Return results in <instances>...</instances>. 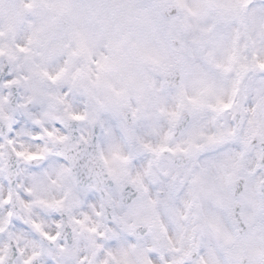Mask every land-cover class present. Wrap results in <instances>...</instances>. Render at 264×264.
Instances as JSON below:
<instances>
[{
  "label": "clouds",
  "instance_id": "obj_1",
  "mask_svg": "<svg viewBox=\"0 0 264 264\" xmlns=\"http://www.w3.org/2000/svg\"><path fill=\"white\" fill-rule=\"evenodd\" d=\"M264 0H0V264H264Z\"/></svg>",
  "mask_w": 264,
  "mask_h": 264
},
{
  "label": "snow or ice",
  "instance_id": "obj_2",
  "mask_svg": "<svg viewBox=\"0 0 264 264\" xmlns=\"http://www.w3.org/2000/svg\"><path fill=\"white\" fill-rule=\"evenodd\" d=\"M261 67H264V64H262Z\"/></svg>",
  "mask_w": 264,
  "mask_h": 264
}]
</instances>
